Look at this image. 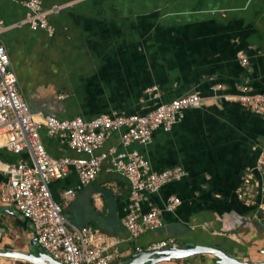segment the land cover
I'll use <instances>...</instances> for the list:
<instances>
[{"label":"crops","instance_id":"obj_1","mask_svg":"<svg viewBox=\"0 0 264 264\" xmlns=\"http://www.w3.org/2000/svg\"><path fill=\"white\" fill-rule=\"evenodd\" d=\"M22 1L0 0V42L33 113L59 119L145 114L160 102L201 96L169 130L156 128L149 143L125 146L121 131H114L95 151L138 150L154 171L185 169L180 180L141 200L143 212L162 210L160 227L131 237L122 222L131 184L109 159L85 185L73 166L50 183L57 201L68 189L76 192L63 202L69 223L92 226L97 242L115 253L113 264L163 240L209 247L241 262L264 261L260 195L247 203L236 193L264 151V117L232 97L245 84L264 94V0H40L52 33L31 27ZM40 132L51 157L86 156L66 135H49L45 127ZM21 160L32 162L28 152L0 147L1 162ZM8 182L0 169V250L46 252L32 222L3 201ZM171 195L181 200L173 210L167 208ZM0 264L35 263L0 255ZM155 264L226 263L202 252Z\"/></svg>","mask_w":264,"mask_h":264},{"label":"built area","instance_id":"obj_2","mask_svg":"<svg viewBox=\"0 0 264 264\" xmlns=\"http://www.w3.org/2000/svg\"><path fill=\"white\" fill-rule=\"evenodd\" d=\"M22 2L28 8L27 21L31 27L44 28L52 33L48 11L42 7L41 1ZM242 62L246 64L248 59L242 57ZM232 97L264 117V94L254 92L250 85H243L241 92ZM200 100L198 94H187L168 102H160L145 114H105L92 119H59L53 115H38L32 112L20 92L17 76L10 68L9 54L0 42V147H6L16 154L28 152L32 161H0V169L9 175V182L2 188L1 197L32 222L35 240L54 259L65 264H113L116 255L97 242V231L92 226L71 225L64 215L63 202L73 197L75 190H66L64 200L60 202L53 197L50 183L67 175L73 166L79 173L81 183L85 185L96 177L102 161L109 159L114 169L125 175L131 184L130 206L122 220L131 237L137 238L149 229L160 227L162 210L151 206L143 212L141 200L145 193L157 191L168 182L180 180L186 173L185 169L177 165L154 171L138 150L119 151L111 147L100 154H95V151L102 147L114 131H121L125 146L135 141L147 144L156 128L169 130L181 119L186 108ZM43 127L49 135H66L70 146L86 156L51 157L41 138L40 130ZM255 170L261 175L260 182ZM236 193L247 203H255L260 195V204L264 209V151L257 160L256 168H250L244 173ZM180 203L177 195H171L167 208L173 210ZM173 244L172 240H163L153 243L148 249Z\"/></svg>","mask_w":264,"mask_h":264},{"label":"water","instance_id":"obj_3","mask_svg":"<svg viewBox=\"0 0 264 264\" xmlns=\"http://www.w3.org/2000/svg\"><path fill=\"white\" fill-rule=\"evenodd\" d=\"M202 252H210L216 255L220 262H223L226 264H264V261L262 262L237 261L236 259H233L232 257H229L228 255L220 251H217L216 249H212L209 247H203L199 245H191L187 248L178 247L176 245H171V246L162 247L159 249H144V250L137 251L136 253L133 254L131 259L121 264H155L160 260L185 257L190 254H196V253H202ZM0 255L15 257L18 259H24L26 261H30L35 264H65L62 261L54 259L47 252H41L36 255H33L31 253H24V252L15 251V250H6V251L0 250Z\"/></svg>","mask_w":264,"mask_h":264}]
</instances>
